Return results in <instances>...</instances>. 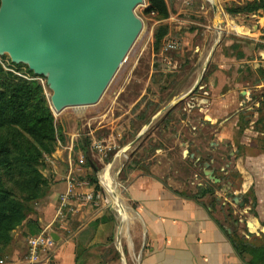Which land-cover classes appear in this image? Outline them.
Listing matches in <instances>:
<instances>
[{"label": "rangeland", "instance_id": "374dc122", "mask_svg": "<svg viewBox=\"0 0 264 264\" xmlns=\"http://www.w3.org/2000/svg\"><path fill=\"white\" fill-rule=\"evenodd\" d=\"M163 1L166 18L146 14L148 0L135 8L142 29L98 102L52 113L64 141L60 145L74 136L89 151L97 169L94 200L116 216L117 225L129 216L125 211L118 213L102 174L118 151L138 137L109 171L110 185L121 203L126 202L123 187L131 174H152L171 193L202 201L224 226L243 229L251 217L252 194L243 184L242 162L246 155L264 150V88H258L264 82V70L256 63L264 37L257 38L252 27L242 32L241 24L246 22L241 17L247 13L230 10L253 1L212 0L217 20L208 0ZM158 25H166L167 34L156 44L153 34ZM218 34L220 40L198 88L170 105L194 85ZM9 63L7 56L0 57L2 67L13 72ZM44 91L48 98L46 86ZM167 106L144 130L151 117ZM251 121L255 122L249 125ZM247 144L258 150L246 149ZM83 161L87 169L86 158ZM244 198L248 202L240 206ZM19 230L0 264L16 263L24 255L26 237ZM118 248L119 257L125 259V251Z\"/></svg>", "mask_w": 264, "mask_h": 264}, {"label": "crops", "instance_id": "0c3cea01", "mask_svg": "<svg viewBox=\"0 0 264 264\" xmlns=\"http://www.w3.org/2000/svg\"><path fill=\"white\" fill-rule=\"evenodd\" d=\"M241 20L246 22L241 24L242 32L252 27L257 38L264 37V10ZM257 59V66L264 70V49L257 52ZM258 88H264V82ZM246 146L258 150L252 144ZM88 152L71 136L48 159V193L35 208L41 229L51 233L54 245L44 253L41 264H264V150L246 155L242 162L243 184L254 202V214L243 229L224 226L202 201L171 193L152 174H131L127 179L122 204L129 217L117 225L116 216L94 200L89 177H95L97 169ZM66 194L67 205L58 214L60 198ZM247 202L242 199L240 206ZM105 216L111 220H104ZM118 245L125 251L123 260Z\"/></svg>", "mask_w": 264, "mask_h": 264}, {"label": "water", "instance_id": "95a60500", "mask_svg": "<svg viewBox=\"0 0 264 264\" xmlns=\"http://www.w3.org/2000/svg\"><path fill=\"white\" fill-rule=\"evenodd\" d=\"M208 1L217 20V8L212 0ZM142 3L143 0H0V57L5 55L12 64L24 65L33 75L45 79L52 113L95 105L142 29V22L134 13ZM215 27L218 33V21ZM219 36L194 85L170 105L198 88ZM168 107L153 115L144 130ZM137 140L138 137L120 149L115 157L129 151ZM114 158L107 163L102 181L122 215L125 207L114 194L109 179ZM102 197L107 203L104 194ZM237 200L233 198L234 202Z\"/></svg>", "mask_w": 264, "mask_h": 264}, {"label": "trees", "instance_id": "16d2710c", "mask_svg": "<svg viewBox=\"0 0 264 264\" xmlns=\"http://www.w3.org/2000/svg\"><path fill=\"white\" fill-rule=\"evenodd\" d=\"M260 9L264 10L262 0L230 12L250 14ZM144 12L167 17L163 0H148ZM166 34L167 26L158 25L154 42L158 44ZM8 67L13 72L0 64V260L17 229L25 239L41 232L35 207L48 193L46 158L64 142L44 91L45 79L26 67L22 71L21 65L9 63ZM89 179L97 182L94 176ZM251 207L253 215L254 202Z\"/></svg>", "mask_w": 264, "mask_h": 264}, {"label": "built area", "instance_id": "2783aa9c", "mask_svg": "<svg viewBox=\"0 0 264 264\" xmlns=\"http://www.w3.org/2000/svg\"><path fill=\"white\" fill-rule=\"evenodd\" d=\"M70 190V187L68 188ZM69 193V191H68ZM68 195H62L60 198L58 214L65 208L68 201ZM54 245V239L51 233L44 229L35 236L28 237L25 241V253L22 259L16 263L5 264H41L42 256ZM3 264V263H2Z\"/></svg>", "mask_w": 264, "mask_h": 264}, {"label": "bare ground", "instance_id": "6f19581e", "mask_svg": "<svg viewBox=\"0 0 264 264\" xmlns=\"http://www.w3.org/2000/svg\"><path fill=\"white\" fill-rule=\"evenodd\" d=\"M121 157H122V156H119V157H117V158L115 159V161H114V163H113V164H115L116 162H118V163H119V162H120V160H121ZM117 168H118V167H117ZM103 187H104V186H103ZM106 188H107V187H106ZM106 195H107V194H106Z\"/></svg>", "mask_w": 264, "mask_h": 264}]
</instances>
